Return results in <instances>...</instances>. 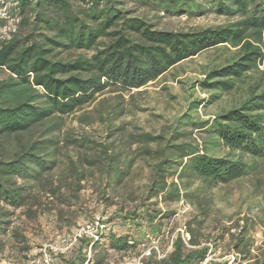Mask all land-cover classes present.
Listing matches in <instances>:
<instances>
[{"label":"trees","instance_id":"1","mask_svg":"<svg viewBox=\"0 0 264 264\" xmlns=\"http://www.w3.org/2000/svg\"><path fill=\"white\" fill-rule=\"evenodd\" d=\"M14 3L13 10L29 33L24 42L15 37L0 42V72L7 75L0 80V145L25 134L33 136L13 151H0V238L7 242H24L14 225V215L28 206L33 186H42L43 175L56 167L60 141L55 134L61 131L64 117L93 102L108 88L130 93L204 52L231 50L222 63L206 69L201 79L191 83V89L198 88L206 96L188 102L168 137L163 133L128 137L130 145H141L136 156L151 168L142 200L148 204L115 219L107 218L99 238L80 240L76 257L66 262L102 264L101 256L109 250L126 252L137 247L141 241L112 231L113 220L140 228V220L154 223L164 216L155 207L159 199L164 203L187 199L198 211L183 228L189 236L188 245L194 248H187L176 233L166 256L160 260L152 256L145 264H200L208 253L206 244L213 250L220 248L216 243L220 237L204 244L198 241L197 233L210 214L204 195L216 186L248 176L254 162L264 159V0ZM133 5L167 16L196 17L211 12L229 20L215 27L158 30L143 14L138 15ZM78 51L89 54L60 57ZM224 97L229 98V107L211 118L199 120L191 115ZM194 131L203 139L185 141ZM65 141L76 148L91 144L84 138ZM221 150L225 153L220 154ZM103 154L104 160L97 166L100 174L108 181H120L133 160L128 156L122 164L120 154L107 148ZM195 182L198 188L190 193ZM23 214L29 215V209ZM245 238L241 234L230 251L238 255L237 264H263L264 255L260 262L251 263ZM9 244L13 248V243Z\"/></svg>","mask_w":264,"mask_h":264},{"label":"rangeland","instance_id":"2","mask_svg":"<svg viewBox=\"0 0 264 264\" xmlns=\"http://www.w3.org/2000/svg\"><path fill=\"white\" fill-rule=\"evenodd\" d=\"M14 1L0 0V42L12 37L24 42L28 36L29 28L20 22L17 11L13 10ZM128 7L132 5L128 4ZM133 8L158 30L215 27L229 20L211 12L196 17L167 16L135 5ZM230 53V49L209 50L170 70L156 82L130 93L108 88L97 94L93 102L64 117L61 131L55 134L60 141L56 167L43 175L42 186H33L28 206L17 210L14 215V225L24 242L18 244L0 238V264H39L45 245L65 248L77 227L93 216L102 214L115 219V216L126 215L142 203L147 205L148 202L142 200L151 168L136 156L141 145H130L128 137L143 133H163L168 137L175 120L186 112L188 102L206 96L198 88L191 89V83L201 79L206 69L222 63ZM79 54L89 53L78 51L61 54L60 57L72 58ZM6 77L4 72H0V80ZM228 99L224 97L213 105L199 107L191 115L199 120L211 118L229 107ZM185 130L188 131V128ZM32 136L25 134L19 139L13 138L0 145V151H13L27 143ZM69 138H84L91 144L76 148L67 145L65 139ZM202 139L203 135L196 131L190 138H184L185 141L195 142ZM105 148L119 153L122 164L129 157L133 160L126 176L120 181L106 180L97 169L104 160ZM133 152L137 154H131ZM223 153L225 151L221 150L220 154ZM172 181L177 182L175 178ZM198 185L195 182L189 192L192 193ZM204 198L209 202L210 214L197 233L199 243L212 242L220 237L216 243L221 251L229 253L236 239L244 234L251 263L260 262L264 255V159L254 162L248 176L216 186ZM155 203V207L165 214L154 223L140 220V228H135L132 224L111 222L110 228L114 233L128 235L137 243L141 242L126 252L107 251L106 256H101L104 258L102 264L133 261L140 254L141 243L148 245L155 241L159 249L165 251V244L198 214L196 204L187 199L177 203H164L159 199ZM27 208L29 215L23 214ZM20 247L25 250H20ZM78 247L76 243L65 253L53 255V262L66 264L71 261L76 257Z\"/></svg>","mask_w":264,"mask_h":264},{"label":"built area","instance_id":"3","mask_svg":"<svg viewBox=\"0 0 264 264\" xmlns=\"http://www.w3.org/2000/svg\"><path fill=\"white\" fill-rule=\"evenodd\" d=\"M106 220L107 216L99 214L93 216L89 221H86L79 225L72 237L68 240V245L63 248H57L52 244H47L43 247L40 256L39 264H54L53 255L65 253L71 246L78 243L80 240L89 239L92 241H96L99 238V235L103 233L106 229ZM181 235L182 241L184 245L193 249L194 247L188 245L187 241L189 236L183 232V230L179 229L177 231ZM173 237L170 239L168 244L166 245V250H160L156 245L155 241H151L148 245H141V251L139 256L133 261H129L125 264H145V262L152 256H154L157 260L163 259L166 254L172 249ZM208 247V253L206 258L200 264H237L238 255L229 252L224 253L220 248L213 250L210 244H206ZM90 255V251L88 250V257ZM264 264V263H263Z\"/></svg>","mask_w":264,"mask_h":264}]
</instances>
